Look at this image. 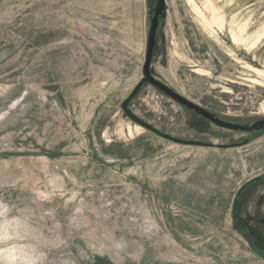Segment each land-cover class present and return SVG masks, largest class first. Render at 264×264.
Listing matches in <instances>:
<instances>
[{"label":"rangeland","instance_id":"374dc122","mask_svg":"<svg viewBox=\"0 0 264 264\" xmlns=\"http://www.w3.org/2000/svg\"><path fill=\"white\" fill-rule=\"evenodd\" d=\"M155 3L0 0V264L264 260L233 217L264 174V131L217 127L150 84L136 116L213 146L121 110ZM165 4L152 76L225 121L263 119L264 0ZM240 203L238 217L264 219V186Z\"/></svg>","mask_w":264,"mask_h":264},{"label":"water","instance_id":"95a60500","mask_svg":"<svg viewBox=\"0 0 264 264\" xmlns=\"http://www.w3.org/2000/svg\"><path fill=\"white\" fill-rule=\"evenodd\" d=\"M165 11H166L165 0H156L155 6L152 9L151 14H150L151 17H150L149 30L147 34L146 59H145L144 67H143V77L136 84V86L133 88V90L128 95V97L122 102L121 110L124 113V115L127 118H129L132 122L138 124L140 127L144 128L145 130L152 132L155 135L163 139H167L173 143L181 144V145H188V146L209 147V148L213 146L211 143L184 140V139L172 137L168 134L162 133L161 131H159L158 129H156L155 127H153L146 121L136 116L130 110V103L137 96L140 89L144 85L150 84L153 87L157 88L161 93L165 94L172 100L176 101L181 106L185 107L186 109L190 111H193L194 113L198 115H201L202 117H204L206 120L210 121L212 124H214L217 127H220L226 130L235 131V132H241V133H252V132H258V131H264V118L252 124H238V123L223 121L219 119L215 114L208 112L207 110L201 108L200 106L178 95L171 88H169L166 84L156 80L152 76L150 66L152 62L154 49L156 46L157 31L160 25V21L165 17ZM235 145L236 144H231V145L217 146V147L227 148V147H234ZM236 204H237V200L234 201L235 206ZM233 217L234 218L236 217L235 213H233Z\"/></svg>","mask_w":264,"mask_h":264},{"label":"flooded vegetation","instance_id":"af4514ba","mask_svg":"<svg viewBox=\"0 0 264 264\" xmlns=\"http://www.w3.org/2000/svg\"><path fill=\"white\" fill-rule=\"evenodd\" d=\"M190 112H192L197 117H200L203 120L210 122L206 120L204 117H202L201 115H198L194 113L193 111H190ZM219 119L223 120L222 118H219ZM253 133L259 134V133H263V131L252 132V134ZM253 184L258 185V186H261V185L264 186V174L256 177L253 182H248L245 186L241 188V190L238 192L237 204L234 208L233 213H235L236 215V218H235L237 222L236 227L239 230V232L242 234L243 238L247 241L248 247L255 254L264 258V235L262 234V230H260L261 226H263L264 224V219H258V221H254L252 220V218H249V217L248 218L238 217V213H237V211H239V208L241 206V203H240L241 199L243 198L247 189ZM246 205L247 204H244L241 207H246ZM260 205H261V201H260Z\"/></svg>","mask_w":264,"mask_h":264},{"label":"crops","instance_id":"0c3cea01","mask_svg":"<svg viewBox=\"0 0 264 264\" xmlns=\"http://www.w3.org/2000/svg\"><path fill=\"white\" fill-rule=\"evenodd\" d=\"M255 259H256L255 262H257V264H264V260L258 259V258H255ZM250 261H251V258H246L245 255L243 256L242 258L243 264H251Z\"/></svg>","mask_w":264,"mask_h":264},{"label":"bare ground","instance_id":"6f19581e","mask_svg":"<svg viewBox=\"0 0 264 264\" xmlns=\"http://www.w3.org/2000/svg\"><path fill=\"white\" fill-rule=\"evenodd\" d=\"M258 34H259V33H258ZM261 34H262V33H261ZM257 37H258V36H257ZM257 37H256V38H257ZM259 38H261V37L259 36Z\"/></svg>","mask_w":264,"mask_h":264}]
</instances>
